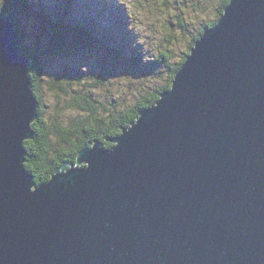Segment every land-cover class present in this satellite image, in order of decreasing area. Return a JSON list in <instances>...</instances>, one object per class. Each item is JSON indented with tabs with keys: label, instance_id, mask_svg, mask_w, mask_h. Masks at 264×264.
Wrapping results in <instances>:
<instances>
[{
	"label": "water",
	"instance_id": "water-1",
	"mask_svg": "<svg viewBox=\"0 0 264 264\" xmlns=\"http://www.w3.org/2000/svg\"><path fill=\"white\" fill-rule=\"evenodd\" d=\"M32 64L0 14V264H264V0H230L113 147L40 184Z\"/></svg>",
	"mask_w": 264,
	"mask_h": 264
},
{
	"label": "rangeland",
	"instance_id": "rangeland-1",
	"mask_svg": "<svg viewBox=\"0 0 264 264\" xmlns=\"http://www.w3.org/2000/svg\"><path fill=\"white\" fill-rule=\"evenodd\" d=\"M221 1L0 0V14L10 15L4 11L6 7H10L21 25L24 37L27 39V48H45V46L53 41V35L56 36L54 31L56 26L50 28V26H46L44 21V15L48 7H50L49 13L57 16L54 24L56 25L57 23V26L61 30L58 27L56 29L61 31V33L65 30L67 36H70L71 33L73 41L78 40L77 29H75L74 25L76 22L82 28L90 26L96 28L98 31L101 30L100 32L90 33L91 36L95 34L94 37L98 39H101L100 37L108 38V41L104 40L105 44L100 43L98 46L86 47L84 50H81L79 47L70 48L69 52L66 51L68 55L64 62L63 60H57L56 62L48 60L49 64L46 66L44 74H41L43 75V78H41L46 79L42 82L44 86L42 93L47 107L46 110H48V106H51L54 102L52 94L57 95L59 93L57 89L50 90V85L47 84L48 79H51V77L56 78L62 74H69L68 71L75 77L83 76L85 71H94L96 74L105 75L113 68L112 65L111 67L109 65L113 60L107 55V52H110L107 47H113L116 42L119 43L121 41L127 43L129 53L136 50L138 54H141L142 64H140V70L143 68L144 70L143 72L140 71L141 73L133 72L129 77L130 83L129 81L126 82V72H119L121 69L117 70L120 74L115 78H113L114 75L110 76L112 79L109 80V83L108 80L104 79V82L101 84L104 92L111 91V86L114 88L112 90L116 91L113 95L105 97L106 100L104 101L108 104H111L113 100L126 101L127 103V99L129 98L128 103L131 104L136 98L139 99L147 92L154 93L165 83L167 70L170 69L165 65V61L155 66L153 62L155 60L153 59L157 58L160 52H168L169 50L172 51L171 55L174 56L171 59L175 61L177 60L176 58L183 57L186 51L189 50L188 36L183 32L184 30L178 27L180 17L175 16L179 15L180 8L184 12V21L188 22V25L193 29L194 26H199L203 20L213 19L220 9ZM24 2L27 5H24ZM165 2L167 5L164 4ZM16 29L18 30V27ZM189 31L192 30L189 28ZM91 38L96 40L93 37ZM64 46L66 45L64 44ZM60 52L64 53L63 51ZM145 53H147L148 58L144 55ZM151 56L153 57L151 58ZM122 62H124L123 58L121 59ZM32 63L34 62L32 61ZM31 66L28 67V71H30L29 68ZM65 69H68V71ZM93 76L89 77L94 78ZM30 79L32 81L31 76ZM31 87L33 88V82ZM97 96L100 97L99 95ZM49 112L52 111L49 109ZM73 114L75 113L73 112Z\"/></svg>",
	"mask_w": 264,
	"mask_h": 264
},
{
	"label": "trees",
	"instance_id": "trees-1",
	"mask_svg": "<svg viewBox=\"0 0 264 264\" xmlns=\"http://www.w3.org/2000/svg\"><path fill=\"white\" fill-rule=\"evenodd\" d=\"M229 2L230 0H222L217 15L213 19L203 20L199 26H194L193 29L188 25V22L184 21V12L180 8L179 15L175 16L180 17L178 27L184 30L183 32L188 36L189 50L186 51L183 57L176 58L177 60L175 61L171 59L173 55H171L172 51L169 50L168 52H160L158 57L153 59L155 61L151 60L155 63V66L165 61V65L170 69L167 70L165 83L154 93L147 92L139 99L136 98L131 104L128 103L129 98L127 99V103L126 101L113 100L111 104H108L104 101L106 100L105 97L116 93V91H113L114 88L112 86L110 87L111 91L104 92L101 87L104 79L108 80L109 83V80L112 79L110 76L114 75L113 78H115L118 74L126 72L125 77H127V82L133 72L141 73L144 70V68L140 70V64H142L141 54H138L136 50L129 53L127 43L121 41L119 43L116 42L113 47H107L110 51L107 52V55L113 60L109 65L110 67L112 65L113 68L105 75L96 74L94 71H85L83 76L75 77L72 76L68 69H65L70 75L62 74L56 78L51 77V79H48L47 84L50 85V90L57 89L59 92L57 95L52 94L54 102L51 106H48L52 112H49V109L46 110L47 107L42 93V89L44 88L42 82L46 79H42L43 75L41 74H44V70L49 64L48 60L50 59L54 62L63 60L64 62L68 55L66 51L69 52L70 48L79 47L81 50H84L86 47L98 46L100 43L105 44L104 40L108 41V38L100 37L101 39H98L94 37L95 34L91 36L90 33L100 32L101 30L98 31L96 28L90 26L82 28L76 22L74 25L75 29H77L78 40L73 41L70 32V36H67L65 30L61 33V31L56 29L58 26L57 23L56 25L54 23L57 16L51 15L49 13L50 7H48L44 15V21L46 26H50V28L56 26L54 28L56 36L53 35V41L45 46V48H27V39L21 31L19 21L10 7H6L4 11L12 16L14 22L16 21L15 25L17 23L16 28L18 27L20 52L34 62L31 68H29V72L33 82L32 89L40 101L39 116L32 126L35 136L32 139L26 140L24 146L27 153L25 166L34 175L35 181L38 184L44 183L51 178L52 173L59 166L68 162H76L80 150L87 143L100 140L106 148L113 147L114 144L108 138L122 133V128L130 126L138 119L143 110L157 103L164 91L171 89L176 73L185 62L196 41L200 39L206 30L211 29L218 23ZM164 4L167 5L166 2ZM24 5H27V3L24 2ZM189 28L192 31H189ZM196 29L198 30L196 31ZM91 37L96 40H93ZM144 55L147 57V53ZM122 58L124 62L121 63ZM138 62L140 63L138 64ZM94 74L96 75L93 76ZM89 76H93L94 78Z\"/></svg>",
	"mask_w": 264,
	"mask_h": 264
}]
</instances>
